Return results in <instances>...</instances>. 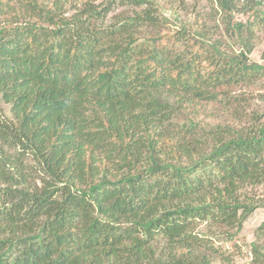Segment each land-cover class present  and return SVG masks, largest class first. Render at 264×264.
I'll return each instance as SVG.
<instances>
[{"label":"trees","instance_id":"obj_1","mask_svg":"<svg viewBox=\"0 0 264 264\" xmlns=\"http://www.w3.org/2000/svg\"><path fill=\"white\" fill-rule=\"evenodd\" d=\"M262 7L0 0V264H264Z\"/></svg>","mask_w":264,"mask_h":264},{"label":"rangeland","instance_id":"obj_2","mask_svg":"<svg viewBox=\"0 0 264 264\" xmlns=\"http://www.w3.org/2000/svg\"><path fill=\"white\" fill-rule=\"evenodd\" d=\"M99 1H103V0H99ZM203 3H206V0H203ZM260 9L264 10V7L260 8ZM248 18L249 17L246 14H236L237 21L245 22V21H247ZM234 41L236 42L235 39H234ZM254 43L256 45V48L250 57L254 61H260V56L264 50V34L260 33V30H258V32H257V37H256V40ZM236 48L238 49L237 45H236ZM251 91H253V92L255 91L254 94H261V93L264 94V81L261 80L260 84L258 86L256 85L255 87H252ZM257 101H255V100L252 101V103L256 104L255 108H254V105L252 108H254L255 110H257L259 112H263L264 111V101H262L260 99ZM0 109L2 110V112L7 117L10 118L12 116L11 111H10L11 106L6 104L2 100L1 96H0ZM199 111H200L199 113L201 114V116H200L201 118H206V116H208V115H212V117L214 115H217V117H220V116H218L219 115L218 114V107H211L210 109L209 108H200ZM250 111H252V110H250ZM213 119H214V121H221V118H220V120H217L216 118H213ZM232 122H234V120H232ZM234 124H235V122H234ZM237 125L239 127L243 128L245 126V123L243 120H241V121L237 122ZM255 191H256L257 195L260 196V199L264 198V190L262 188L256 189ZM263 221H264V209L263 208L257 210L246 221V223L244 225V230H243V240L241 241V245L243 246L244 251L249 253L250 243L254 240L255 232ZM238 261L240 264H246V262L244 260H238Z\"/></svg>","mask_w":264,"mask_h":264}]
</instances>
